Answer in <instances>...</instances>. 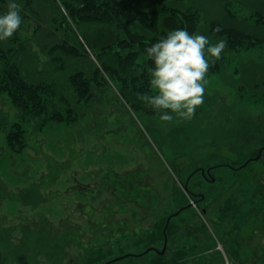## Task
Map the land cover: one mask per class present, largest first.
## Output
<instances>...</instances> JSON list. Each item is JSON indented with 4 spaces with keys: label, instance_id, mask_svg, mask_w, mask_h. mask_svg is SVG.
<instances>
[{
    "label": "rangeland",
    "instance_id": "rangeland-1",
    "mask_svg": "<svg viewBox=\"0 0 264 264\" xmlns=\"http://www.w3.org/2000/svg\"><path fill=\"white\" fill-rule=\"evenodd\" d=\"M125 1L191 8L196 34L216 22L247 38L210 67L191 120L160 121L100 70L69 122L47 118V107H63L51 89L22 114L2 87L6 69L64 94L71 71L99 65L88 52L57 60L50 49L61 37L22 21L1 44L13 52L0 60V264H264V0Z\"/></svg>",
    "mask_w": 264,
    "mask_h": 264
},
{
    "label": "trees",
    "instance_id": "trees-1",
    "mask_svg": "<svg viewBox=\"0 0 264 264\" xmlns=\"http://www.w3.org/2000/svg\"><path fill=\"white\" fill-rule=\"evenodd\" d=\"M17 2L23 6L21 16L22 21L27 23L26 31L36 34L47 30L61 37L50 49V52L57 55V60L60 59L58 54L64 55L67 59H76L88 57V52L99 65L98 68L93 64L90 71L79 68L71 71L67 77L68 87L64 94L55 91L53 84L43 87L26 83L19 74L13 72V69H6L5 81H2L5 85L2 87L10 93L22 114L32 113V106L43 102L42 90L51 89V97H55L63 104L62 109L55 113L52 111L55 108L47 107V118L56 121L65 119L74 122L79 119L78 106L93 98V90L98 84L97 76L101 75L104 79L100 70L122 83L123 96L135 94V91L138 94L151 92L149 69L153 65L147 58L146 49L174 29H184L190 34H196L200 20L198 12L191 8L182 10L163 5L151 11H142L132 8L125 0H17ZM7 4L8 0H0V10L5 9ZM217 26L222 31L214 33L213 29ZM205 35L209 40L224 39L228 46L236 42L240 44L247 38L241 31L226 28L216 22H210ZM23 40L29 39L19 38L13 43L18 44ZM1 44L2 41L0 60H4L13 49L12 47L6 49ZM16 44H13V47ZM100 55H105L101 63L96 59ZM138 59L139 64H136ZM134 66L137 69H134ZM138 70L139 75L133 77L134 72ZM214 70L215 68H211L207 73ZM139 79L142 80L139 85L133 84V81ZM134 106L139 109L143 107ZM143 109L151 114L155 112L150 107ZM21 131L23 132L21 124H16L14 132L9 133L8 140L12 150L20 149L16 144L22 142Z\"/></svg>",
    "mask_w": 264,
    "mask_h": 264
},
{
    "label": "clouds",
    "instance_id": "clouds-1",
    "mask_svg": "<svg viewBox=\"0 0 264 264\" xmlns=\"http://www.w3.org/2000/svg\"><path fill=\"white\" fill-rule=\"evenodd\" d=\"M22 7L17 0H8L7 11L0 14V41L10 40L19 30ZM220 31L219 26L213 29ZM226 47L224 39L211 43L205 35L184 29L169 31L146 49L153 65L149 69L153 94H138V99L157 112L162 122H172L174 117L191 120L203 103L206 74Z\"/></svg>",
    "mask_w": 264,
    "mask_h": 264
}]
</instances>
